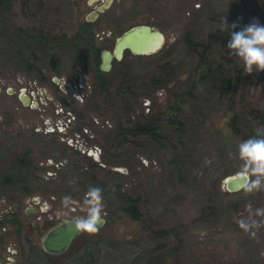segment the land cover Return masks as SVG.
<instances>
[{"label": "rangeland", "instance_id": "374dc122", "mask_svg": "<svg viewBox=\"0 0 264 264\" xmlns=\"http://www.w3.org/2000/svg\"><path fill=\"white\" fill-rule=\"evenodd\" d=\"M102 2H0V51L4 40L6 49L0 56V153L29 150L37 172L51 170L55 176L33 192L47 211L26 215V194L14 205L20 219L38 229L36 235L32 229L15 231L10 222L0 227L2 264H264V216L255 215L264 208V187L249 193L247 182L224 192L221 184L222 177L240 171L237 146L242 140L232 124L239 132L264 129V72L245 74L241 62L231 57L228 96L217 94L215 79L196 82L209 31L219 29L222 17L241 27L253 19L264 24V0H110L85 19ZM83 21L90 25L97 54L135 23L159 29L163 41L147 54L123 49L107 70L99 69L103 89L94 77L92 56L83 48L67 53L49 49L41 73L12 64V31L67 37ZM221 50L211 45L201 56ZM123 78L131 93L118 92ZM192 83L191 93L183 92ZM20 88L39 90L42 97L32 107L23 105L16 95ZM178 92L182 124L177 128L167 123L166 107ZM128 119H146L155 132L125 136L117 127ZM87 147L96 152L98 163L81 151ZM52 186L55 190L48 191ZM89 186L103 190L99 231L79 232L63 251L45 252L39 235L60 218L83 215ZM116 188L134 198L136 217L123 209ZM65 195L72 197V209L58 216ZM3 199L1 205L7 206L10 200ZM253 220L258 228L240 227L241 221Z\"/></svg>", "mask_w": 264, "mask_h": 264}, {"label": "trees", "instance_id": "16d2710c", "mask_svg": "<svg viewBox=\"0 0 264 264\" xmlns=\"http://www.w3.org/2000/svg\"><path fill=\"white\" fill-rule=\"evenodd\" d=\"M1 1L3 0H0V2ZM209 32L210 33L206 38V42L201 45V52H207L206 50H208L211 45H215L218 48L223 49L221 51H224V53H218L217 55L210 56L209 58H203V56H201V52L199 53L200 58L199 67L196 72V82L204 83L210 79H215L217 80L215 81L217 94L219 96L226 97L228 96V90L231 85L230 61L232 59L230 58L232 56L229 55V50L226 48V45L230 40V35L227 32H221L218 28L212 29ZM11 34L13 35V38L11 40L14 57L12 61L13 65H18L19 63H22L24 68L32 69L36 72L41 73L46 64H44L43 62V60L45 61L43 57L46 56V51H48L49 49L55 50V52L58 53L65 50L64 53H67L71 51H77L83 48V50H85L88 54L92 56V67L94 68V77L96 81L101 83L100 86L102 87V89L105 88L106 81L99 74L100 71L97 67V47L95 46L93 33L90 30V25L88 24V22L83 21L79 23L76 28L70 34H68L67 37L61 34L59 36L50 35L48 32H45V34H43L41 33V31L33 33L31 30L26 29H22L21 32H19L18 34L17 32L12 31ZM3 38L4 36L2 37V39ZM19 38H21L20 41H18ZM5 51L6 49L4 40L3 49L0 51V56H4L6 53ZM37 62H39V64H37ZM41 80H44L43 77H41ZM128 82L129 81L127 80V78H123V80L120 81L118 85L119 93L123 91H129L130 93L132 92V87L130 86L131 84H128ZM194 84H190V87L188 89H185L183 92H185L186 94H190L191 89L195 86ZM181 95L182 93L178 92V94L174 97V102L166 107L167 123L171 126L175 124L177 125V128L181 127L180 125L182 124V119L179 116L181 106L179 98L181 97ZM63 102L64 101H62V103ZM231 119H234V113H231ZM155 129V126L146 119H143L142 121L135 120L134 122L128 119L127 124H124L121 127L119 126V128L117 127V131L119 130L118 132L124 134L125 136L137 133H144L148 136V134L151 135L153 132H155ZM231 129L234 134L238 133V137L242 141L256 134L252 132L251 129L239 132L240 130H237L235 124H232ZM95 164L96 163H94V165ZM107 190L111 191L109 187H107ZM224 192L228 191L224 190ZM113 193L117 197L119 196L120 201L125 204L123 209L131 216L136 217L137 208L134 198L124 191L117 190V188L115 191H113Z\"/></svg>", "mask_w": 264, "mask_h": 264}, {"label": "clouds", "instance_id": "9594fccd", "mask_svg": "<svg viewBox=\"0 0 264 264\" xmlns=\"http://www.w3.org/2000/svg\"><path fill=\"white\" fill-rule=\"evenodd\" d=\"M219 30L230 35L226 48L230 56L241 62L245 74L264 72V24L258 19H253L249 24L241 27L237 22L229 24L227 18L223 17L220 20ZM237 148L241 162L240 173L248 179L245 190L249 193L260 190L264 187V129L241 141ZM102 192L99 187L89 186L84 193L82 200L84 214L67 221L74 225L77 232L95 234L99 231V225L104 222ZM61 206L64 211L58 212V216L72 209V197L65 195L61 200ZM43 208L47 211L48 205L44 204ZM249 209L251 210L250 205ZM255 215L264 216V208L256 209ZM240 227L248 231L252 227L258 228L259 225L254 220L251 224L241 221Z\"/></svg>", "mask_w": 264, "mask_h": 264}, {"label": "flooded vegetation", "instance_id": "af4514ba", "mask_svg": "<svg viewBox=\"0 0 264 264\" xmlns=\"http://www.w3.org/2000/svg\"><path fill=\"white\" fill-rule=\"evenodd\" d=\"M9 89H10L9 87L5 88L6 91H8ZM21 90L28 96V103L23 105H28L32 107L37 102L36 101L37 99L35 98L37 97L38 100H40V97H42L41 96L42 92L39 90H36L39 91L38 92L39 96H36V91L25 92L24 88L22 89L20 88L16 93L17 99L19 101L20 99L18 98V93ZM29 102H33L34 104L31 106ZM67 113L69 114L70 112L68 111ZM70 115L72 114L70 113ZM57 128L58 126L55 125L56 130ZM81 151H83L93 161H96L97 163L99 162L96 152L91 147H87L85 149H82ZM10 152H11L10 154L5 156L4 153L3 154L0 153V227H4L5 223L10 222L14 226L15 231L18 232L23 230L30 231L32 229L34 230L33 233L36 235V231H38V229L29 223L23 222V220H21L19 217L20 215L19 210L14 205L17 204V199H19L20 195L26 194L25 205L22 207V211L29 216H34L36 213V209L38 212L39 211L43 212L44 211L43 206L45 203L40 200L38 194L33 192H35L38 189H41L44 184L50 181H54L53 179L55 176L52 175L51 170H45V173L46 172L48 173V174L46 173L47 175L46 174L40 175V172H37L36 170L37 168L36 164L33 163L31 157L29 156L30 155L29 150L28 151L24 150L21 152H17V151L15 152L10 151ZM47 160L49 161V163L51 162L50 158H47ZM102 163L103 164L99 163L96 165L103 166L105 163L104 162ZM44 190H46V188ZM47 190L54 191L55 188L53 189L52 186V189H47ZM3 198L10 200V202H8L9 204L7 205L8 207L5 205L4 206L1 205V203L4 200ZM33 198H38V199H33ZM38 216L39 214L36 215L37 218H39ZM49 216L51 217V215ZM70 217H65V218H70ZM60 219H64V218H60ZM49 226H47L44 229V231ZM44 231L39 235V243H40V238L44 233ZM25 237H28L27 234L25 235ZM28 239L30 240V237H28ZM0 264H2L1 260H0Z\"/></svg>", "mask_w": 264, "mask_h": 264}, {"label": "water", "instance_id": "95a60500", "mask_svg": "<svg viewBox=\"0 0 264 264\" xmlns=\"http://www.w3.org/2000/svg\"><path fill=\"white\" fill-rule=\"evenodd\" d=\"M109 2L110 0H103L101 5H98L94 11L85 16V19H92L95 11L107 6ZM162 41V32L152 25L147 23H135L129 25L114 37L110 49L102 48L99 50L97 67L100 70H107L110 66V60L112 58H120L123 49H127L129 52L135 54L154 52L161 46ZM51 80L54 82L59 81L56 76H51ZM18 98L22 104L28 103V96L22 90L18 93ZM29 104L32 106L34 103L29 102ZM247 182L248 179L242 176L240 171L227 174L221 179L222 187L226 191L238 190ZM75 216L76 215H73L70 218L60 219L44 231L40 238V246L45 252L58 253L63 251L69 244L70 240L79 233L75 230L73 224L67 223V221H70Z\"/></svg>", "mask_w": 264, "mask_h": 264}]
</instances>
